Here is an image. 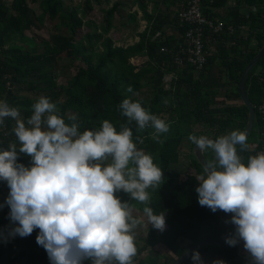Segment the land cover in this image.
<instances>
[{
  "label": "trees",
  "instance_id": "trees-1",
  "mask_svg": "<svg viewBox=\"0 0 264 264\" xmlns=\"http://www.w3.org/2000/svg\"><path fill=\"white\" fill-rule=\"evenodd\" d=\"M228 2L205 0L204 14L214 19L212 11L224 8ZM135 3L148 25L138 35L139 41L128 46L120 45L122 35L114 31V20L123 17L120 3L103 10L101 33L85 26L86 19L95 10L92 0H84L74 8L65 6L63 0L0 3V99L16 107L26 121L32 115V105L41 95L54 103L62 98L58 104L61 115L65 118L68 114L76 115L81 132L101 127L105 119L120 131L122 125L128 124L127 117L119 110L125 98L140 100L151 113L166 119L170 128L167 133L159 134V141L152 138L154 129L151 127L137 131L135 122L128 126L137 147L150 154L163 171L161 186L148 189L151 193L149 206L157 213L166 212L164 231L150 225L140 228L145 230V235L135 237L137 255L133 261L135 264H169L198 240L226 241L234 233V225L226 223L231 220V214L221 210L213 212L199 204L196 189L200 182L196 177L203 175V167L192 152L186 170L182 169L180 151L190 134L219 138L233 130L244 132L246 129L249 111L238 86L246 66L264 46V0H235L227 17L219 20L226 27L246 26L255 37L245 36L238 30L230 34L227 29L220 35L207 33L204 40L213 48V56L208 65L198 71L190 65L180 67L174 63L179 40L187 31V27L180 26L178 18L187 0L175 6V24L179 31L171 35L165 33L172 22L170 16L150 14L146 0H135ZM245 6L255 7L257 12L247 16L241 12ZM28 31H31V39L24 36ZM23 36L25 40L21 41ZM253 38L258 39L256 47L251 46ZM163 47L168 49L167 53L161 51ZM66 59H69L66 65L74 72L65 83H59L60 67L64 66L61 62ZM77 60L80 62L76 63ZM172 74L174 78L167 88L164 78ZM263 76L264 57L247 79V92L255 106L256 119L253 133L247 140L248 150L241 151L237 146L245 164L259 147L258 106L264 96ZM129 85L132 92L127 91ZM144 89L149 91L147 97L143 96ZM24 90L28 94H24ZM164 99L169 100L167 105L162 102ZM66 122L70 121L66 119ZM15 123L6 118L4 125H0V148H7L15 141L12 131ZM137 137L142 138L143 143ZM194 146L192 144V151ZM205 157L207 160L213 158L211 150ZM18 162L31 166V158L24 154L19 155ZM9 192L7 183L0 181V204L5 202ZM116 195L122 202L128 201L135 206L134 215H143L144 204L133 201L130 194L122 190ZM9 211L7 205L0 208V232L4 234L13 226ZM38 234L39 229H34L27 237H9L7 242L0 239V264H19L15 255L17 249L27 250L25 264H51L47 252L36 242ZM161 241L169 251L164 262L161 256L149 253L141 256ZM198 251L202 257H219L225 264H252L247 252L239 253L219 245H206ZM191 257L184 264H193ZM83 264H92V261L84 260Z\"/></svg>",
  "mask_w": 264,
  "mask_h": 264
},
{
  "label": "clouds",
  "instance_id": "clouds-1",
  "mask_svg": "<svg viewBox=\"0 0 264 264\" xmlns=\"http://www.w3.org/2000/svg\"><path fill=\"white\" fill-rule=\"evenodd\" d=\"M127 91H133L130 85ZM162 102L167 105L169 100ZM32 109L25 121L16 107L0 99V125L6 118L15 120L12 131L19 142L0 148V181L10 189L0 208H10L13 225L7 234L0 232V239L27 237L39 229L36 242L51 264H83L84 260L134 264L137 230L151 225L164 231L166 212L157 213L149 206L148 189L161 186L163 171L134 143L128 124L135 122L137 131L153 128L152 138L157 141L170 124L140 100L129 98L119 104L128 121L120 131L105 119L101 127L81 132L78 117L65 118L44 95ZM136 139L143 143L142 138ZM188 139L201 154L213 153L203 164V175L196 177L199 204L231 214L226 223L234 225V233L226 242L235 246L242 240L252 264H264V151L245 164L237 146L246 151L249 145L240 130L217 139L195 134ZM20 154L31 158V166L18 162ZM121 190L145 205L142 216L134 215L135 206L116 195ZM191 259L193 264H204L198 250ZM212 264L225 262L218 259Z\"/></svg>",
  "mask_w": 264,
  "mask_h": 264
},
{
  "label": "built area",
  "instance_id": "built-area-1",
  "mask_svg": "<svg viewBox=\"0 0 264 264\" xmlns=\"http://www.w3.org/2000/svg\"><path fill=\"white\" fill-rule=\"evenodd\" d=\"M205 0H187L185 8L179 12L178 18L180 26L187 27L186 34L183 39L179 40L178 50L174 53V63L180 67L190 65L198 70H203L209 63V59L213 56V48L205 43V35H220L227 29L228 33L235 34L236 31H241L243 34L246 31V26H240L238 29L229 25L226 27L225 23L218 18H209L204 14ZM213 3V0H210ZM256 12L255 7L251 8L249 12ZM179 27V26H178ZM163 53H167L168 49L163 47ZM174 75H166L164 82L167 88L169 87ZM263 91H264V76L262 78ZM258 112L261 119L260 140L259 147L255 153L264 151V96L258 106ZM5 130V128H4Z\"/></svg>",
  "mask_w": 264,
  "mask_h": 264
},
{
  "label": "rangeland",
  "instance_id": "rangeland-1",
  "mask_svg": "<svg viewBox=\"0 0 264 264\" xmlns=\"http://www.w3.org/2000/svg\"><path fill=\"white\" fill-rule=\"evenodd\" d=\"M63 2H64L65 6L74 8L76 6L81 5L84 2V0H83V2H82V0H63ZM92 4L94 5L95 10L86 19L85 26L87 28H91L95 32L101 33L102 29H103V21H104V13H102V12H103V10H107V9L104 8L105 7L103 5L104 0H101V2H100V0H92ZM124 7H125L126 12L129 11L128 4L125 5ZM115 22L117 23V26H115V24H114V28H115L114 31L119 32L122 35V40L120 41V45L125 46L129 43H133L135 41H138L139 38L138 39L135 38V33L137 31V28L141 29V27L144 25L143 23H141L139 18L127 19L126 15H124L121 18H116ZM174 31H175V29L172 32H174ZM38 32H40V30ZM247 32H249V31L248 30L244 31L243 35H245V36L252 35L253 37H255L254 33H250V32L247 33ZM257 44H258V39L253 38L252 42H251V46L256 47ZM68 61H69V59L67 61L61 62L64 66L61 65L62 67H60V77L58 79L59 83H65L67 81V79L70 78V75L73 74V72H74L73 68L69 69L70 65L69 66L66 65ZM79 62L80 61L77 60L76 63H79ZM148 93H149L148 90H146V89L143 90V96L144 97H147ZM60 101H62V98H59L58 100H56L55 103L57 104V107H58V104ZM68 115H70V114H68ZM14 142H16L17 145H19V142L17 141V139H15ZM182 156L183 157L181 158V161L183 163L181 164V166H182V169L186 170V168L188 166V163L186 161L187 159H186L185 155H182ZM108 162L110 163L111 161L109 160ZM146 226H148V225H146ZM150 227H152V226L150 225ZM137 235L139 236V238H141L142 235H145V230H143V229L137 230ZM185 243L187 244L188 241ZM168 252L169 251L167 250V247L164 245L163 241H161L159 244H157L152 249H148V250L144 251L141 254V256L143 257L148 253L152 254L154 256H159V257L161 256V261L164 262L165 256ZM15 255L18 258L19 264H25L27 257H28L27 250L17 249L15 251ZM202 259L204 261V264H212V262H213V259H205V257H202ZM192 262H193V260H192ZM134 264H135V262H134Z\"/></svg>",
  "mask_w": 264,
  "mask_h": 264
},
{
  "label": "crops",
  "instance_id": "crops-1",
  "mask_svg": "<svg viewBox=\"0 0 264 264\" xmlns=\"http://www.w3.org/2000/svg\"><path fill=\"white\" fill-rule=\"evenodd\" d=\"M2 2H6V3H11L12 0H0V3ZM83 2V0H82ZM181 2V0H180ZM178 0H146V4H147V7H148V12L150 14L154 13L155 15L158 14V13H165L166 15L170 16V20L172 22H170V24L166 27V31L165 33L167 35H171V34H174V33H177L179 31V27L177 26V24H175V22H177V20H175V6H177L178 3ZM115 3H120L122 4V10H121V13L122 15H126L127 19H131V18H139L141 23H143L144 25L141 27V29H138L137 28V31L135 33V38L138 39V35L140 33H142L146 27H147V22L143 20V12L141 11V9L139 8V5L135 3V0H104V8L109 10L113 7V5ZM128 4V8H129V11H125V5ZM235 5V0H229L228 4L222 8V9H214L212 11V13L215 15L216 18L220 19L222 16H225L227 17L228 15V12H230L231 8ZM251 8L249 7H244L243 9H241V12L245 15H247L246 13L250 10ZM252 13H256V12H253L251 11ZM249 12V13H251ZM114 24L115 26H117V23L115 22L114 20ZM175 29L174 32H172L173 30ZM248 30V27H246V31ZM249 31V30H248ZM31 31H28L27 33H25L24 36L27 37V39H31ZM249 33V32H247ZM253 33V32H252ZM22 37L20 38L21 41L25 40V37ZM20 37V36H19ZM139 41V39H138ZM138 41H135L133 43H129L125 46H128V45H132V44H135L136 42ZM64 61H67V60H64ZM69 66V65H68ZM24 94H28V92L26 90L23 91ZM192 143L191 141H189V139H185L183 141V144L181 146V151H180V154H181V158L183 157L182 155H185L186 156V161L187 163L190 161L191 159V153H192ZM183 162L181 161L180 164H182ZM182 167V166H181ZM205 259H214V260H220L219 257H210V256H207L205 257Z\"/></svg>",
  "mask_w": 264,
  "mask_h": 264
},
{
  "label": "water",
  "instance_id": "water-1",
  "mask_svg": "<svg viewBox=\"0 0 264 264\" xmlns=\"http://www.w3.org/2000/svg\"><path fill=\"white\" fill-rule=\"evenodd\" d=\"M263 57H264V46L260 49V51L248 63V65L246 66V68L243 71V73L240 77V80H239V86H238L239 87V94H240L243 102L246 104V107L248 108V111H249L248 123H247L246 129L244 130V132L247 135V140L250 138V136L253 133L254 126H255V119H256V109H255L254 104L251 102V100L248 96V92H247V79H248V76H249L251 70L253 69V67ZM209 138L217 139L214 137H209ZM193 153H194L197 161L203 167L204 162L207 160L205 157V153L201 154L199 152V150L196 148V146H194ZM243 244H244V242L242 240L239 241L237 246H232V245H229L224 240H220L217 238H204V239H201V240H198V241L192 243L185 250V252L183 253L182 256H180L178 259H175L173 262H171L169 264H184L186 262L185 260H187L193 254V252H195L199 248L206 246V245H219V246H223L225 248H228L230 250H233L235 252L245 253L246 251L244 250Z\"/></svg>",
  "mask_w": 264,
  "mask_h": 264
}]
</instances>
